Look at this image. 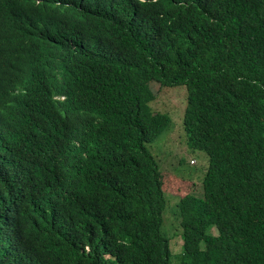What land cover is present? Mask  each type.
I'll return each instance as SVG.
<instances>
[{"label": "trees", "instance_id": "trees-1", "mask_svg": "<svg viewBox=\"0 0 264 264\" xmlns=\"http://www.w3.org/2000/svg\"><path fill=\"white\" fill-rule=\"evenodd\" d=\"M153 80L208 158L175 253ZM0 264H264V0H0Z\"/></svg>", "mask_w": 264, "mask_h": 264}, {"label": "rangeland", "instance_id": "rangeland-1", "mask_svg": "<svg viewBox=\"0 0 264 264\" xmlns=\"http://www.w3.org/2000/svg\"><path fill=\"white\" fill-rule=\"evenodd\" d=\"M183 88L182 84L160 87L159 82L153 80L150 82L149 93H155V96L153 99L152 96L147 97L148 104L154 110L152 113L157 111L169 116L166 128L149 144V148L157 155L162 173V187L167 199L163 225L172 234L170 248L173 253L181 249L182 243L177 227L176 201L189 190L201 195V184L197 178L204 172L208 161L205 151L188 149L186 146L183 129L186 91ZM212 229L216 232L214 227Z\"/></svg>", "mask_w": 264, "mask_h": 264}]
</instances>
